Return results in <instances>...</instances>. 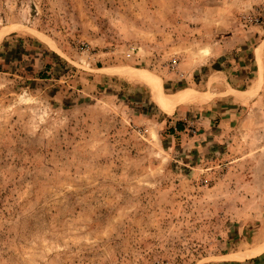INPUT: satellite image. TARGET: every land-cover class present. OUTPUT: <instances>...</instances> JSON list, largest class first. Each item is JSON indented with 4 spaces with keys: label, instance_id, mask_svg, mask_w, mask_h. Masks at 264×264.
Here are the masks:
<instances>
[{
    "label": "rangeland",
    "instance_id": "obj_1",
    "mask_svg": "<svg viewBox=\"0 0 264 264\" xmlns=\"http://www.w3.org/2000/svg\"><path fill=\"white\" fill-rule=\"evenodd\" d=\"M0 32V264H264V93L186 158L202 103L112 71L211 100L256 56L253 95L264 0H0Z\"/></svg>",
    "mask_w": 264,
    "mask_h": 264
},
{
    "label": "crops",
    "instance_id": "obj_2",
    "mask_svg": "<svg viewBox=\"0 0 264 264\" xmlns=\"http://www.w3.org/2000/svg\"><path fill=\"white\" fill-rule=\"evenodd\" d=\"M262 64V83L260 85V89L255 94L248 95V93L254 88V84L258 78L256 56H254L253 64L254 73H252L253 75L250 77L249 82L245 84L244 87L239 88V86H228L227 88L202 89L200 92H216V96H214L211 100H202L197 102L202 103L201 108L202 111H204L205 115L201 116L199 120L193 122L192 120H188L191 118L185 120L184 115H187V113H185L184 115H181L179 117L177 116L176 122L170 124V131L168 132V136L172 138V140H174L175 138L176 140H178V146L183 149L182 151L184 152L186 158L199 157L201 159H205L209 158L210 156L212 157L216 154H219V150L221 148L220 143H222L221 137L223 136V134H225L224 129L228 127L227 125H232L233 120H236L235 116L239 112V110L261 106V103L263 102L261 101L260 105L258 106L259 102L256 99L260 96L261 93H264L263 58ZM245 79L247 80L248 78L246 77L245 72H243V69H240L238 74L230 75V80L235 84L238 82L241 84ZM141 86H136L133 88H142ZM143 87L147 88L146 86ZM228 91H231L232 94L224 95ZM176 92L178 91H175L174 93ZM182 108L183 106L177 109ZM177 109L175 110L177 111ZM176 111L174 113H177ZM167 117L170 118L171 116ZM190 127H192L193 130H189ZM179 128H181V130Z\"/></svg>",
    "mask_w": 264,
    "mask_h": 264
},
{
    "label": "bare ground",
    "instance_id": "obj_3",
    "mask_svg": "<svg viewBox=\"0 0 264 264\" xmlns=\"http://www.w3.org/2000/svg\"><path fill=\"white\" fill-rule=\"evenodd\" d=\"M0 34H2V32H0ZM112 71L114 73L126 77L128 80L139 81L145 84L150 89L154 102L156 103L158 108L161 109L164 113L172 114L176 105L180 103L194 102L196 100H209L210 98V95L206 97H198L190 89H186L184 91L169 96L160 94L154 88L155 79L153 75L147 72L146 70L117 68L112 69Z\"/></svg>",
    "mask_w": 264,
    "mask_h": 264
},
{
    "label": "built area",
    "instance_id": "obj_4",
    "mask_svg": "<svg viewBox=\"0 0 264 264\" xmlns=\"http://www.w3.org/2000/svg\"><path fill=\"white\" fill-rule=\"evenodd\" d=\"M130 51H131L130 53H127L126 54V57L127 58L131 57V55L133 54V52L135 51V49L132 48ZM176 66H177V60L176 59L170 60V67H171V69H174Z\"/></svg>",
    "mask_w": 264,
    "mask_h": 264
},
{
    "label": "trees",
    "instance_id": "obj_5",
    "mask_svg": "<svg viewBox=\"0 0 264 264\" xmlns=\"http://www.w3.org/2000/svg\"><path fill=\"white\" fill-rule=\"evenodd\" d=\"M181 130V128H179ZM170 131V129L168 130V132Z\"/></svg>",
    "mask_w": 264,
    "mask_h": 264
}]
</instances>
